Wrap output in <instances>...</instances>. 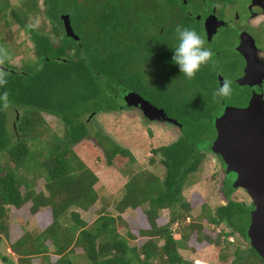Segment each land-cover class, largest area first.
I'll return each instance as SVG.
<instances>
[{"label":"trees","instance_id":"trees-1","mask_svg":"<svg viewBox=\"0 0 264 264\" xmlns=\"http://www.w3.org/2000/svg\"><path fill=\"white\" fill-rule=\"evenodd\" d=\"M17 2L0 0V74L6 80L0 85V250L8 242L16 264H194L179 253L197 252L194 242L215 246L226 263L230 256L222 249L231 246L229 238L237 234L248 242L252 207L232 198L236 189L224 171V204L214 212L203 205L204 213L194 218L183 195L211 152L216 114L225 102V95H215L220 86L209 62L193 79L172 62L175 30L189 28L184 12L170 0ZM63 15L78 40L66 35ZM13 26L17 34H28L30 51L16 43ZM130 92L182 125L174 142L152 150L159 160L150 164L160 166L162 176L135 172L128 149L100 130L91 133V115L134 109L124 102ZM44 114L60 120L64 135L50 128ZM89 137L108 166L116 157L128 159L121 169L128 181L114 202L100 195L97 174L73 150ZM40 180L44 187L37 191ZM97 203L96 217L87 223L79 211L89 212ZM28 204L38 230L22 229L11 241V213ZM205 224L225 225L229 232L214 238ZM140 238L142 245L136 244ZM232 256L231 264L247 257L264 263L250 245L247 254L237 248ZM0 264L13 263L0 255Z\"/></svg>","mask_w":264,"mask_h":264},{"label":"rangeland","instance_id":"rangeland-1","mask_svg":"<svg viewBox=\"0 0 264 264\" xmlns=\"http://www.w3.org/2000/svg\"><path fill=\"white\" fill-rule=\"evenodd\" d=\"M42 1V0H41ZM13 4H18L17 0H11ZM229 2V1H228ZM227 4V0L225 1ZM33 26V23H30ZM30 26V27H31ZM192 28V27H191ZM17 26H13V31L16 34V43L21 44L23 48L32 49V44L28 38V34L19 33L17 34ZM122 104V103H121ZM44 118L50 125V128L60 135H64V128L59 119L53 116L44 114ZM88 121L90 123V130L92 134H95L98 130L102 131L105 135L109 136L116 144L128 149L136 159V163L132 165V169L135 172L141 170H149L154 172L159 176L163 175L164 170L160 166H152L150 164L151 159H155L158 162V157L154 156L152 150L157 149L162 146H166L174 142L180 135L177 127L173 128L169 125H164L156 122H146L142 114L137 110L126 109L117 113H102L93 116ZM73 150L80 156L88 166L97 174L100 186L98 187V192L103 198L111 200H118L121 196V191L124 184L128 181L121 169L126 168L128 159L122 157H116L113 160V165L108 166L106 157L102 149L95 143L92 137L86 138L81 141ZM91 154L87 159L85 154ZM205 163L196 177V183L184 190V197L191 203L194 208V213L192 216L194 218L200 217L204 213L203 205H207L209 209L214 212L218 206L224 204L222 193L220 189L222 188V167L216 161L215 156L207 153ZM44 187V181L40 180L38 182L37 191H42ZM227 191V188H226ZM232 198L234 200L245 203L246 206L250 207L251 199L245 191L242 189H237L233 194ZM114 200V201H115ZM106 201V200H105ZM113 201V202H114ZM100 207L97 203L94 208L89 212H81V217L87 223L94 221L96 217V210ZM30 204L24 206L19 212L15 211L11 213V241L20 237L23 232L22 229L35 231L38 230L37 224L32 220V216L29 212ZM109 211H113L112 206ZM132 214L125 216L130 219ZM165 220L168 218V211L163 213ZM47 217V216H46ZM42 215L41 222L44 221ZM45 225V224H42ZM130 227L136 229L137 225L130 221ZM207 225L205 233L216 237L220 231L229 232V229L225 225L220 227H214ZM176 228V227H175ZM175 238H179L175 235ZM195 238V237H194ZM224 239V238H223ZM222 240V246H224L225 241ZM145 239H139L136 244L142 245ZM231 243L229 248L222 249L223 254H227L229 260L226 263H222L219 256V249L215 246L208 245L207 243L196 244L192 243L193 247L198 249L197 252L180 250V255L186 260L194 264H231L233 259L234 251L239 248L243 251V254H247L249 243L243 240L239 235H234L228 240ZM50 245V243H49ZM77 253H81V250H77ZM1 257H7L13 264H16V258L11 254L8 242L4 241L0 250ZM38 263L37 260L34 261ZM243 264H252L250 257L245 259ZM261 264V263H258Z\"/></svg>","mask_w":264,"mask_h":264},{"label":"flooded vegetation","instance_id":"flooded-vegetation-1","mask_svg":"<svg viewBox=\"0 0 264 264\" xmlns=\"http://www.w3.org/2000/svg\"><path fill=\"white\" fill-rule=\"evenodd\" d=\"M170 1L184 12L186 25L195 29L212 50L208 66L215 82L222 86L230 81V92L216 118L227 107L246 109L251 102L262 103L264 109V0H227V4L226 0ZM207 153L214 155L225 171L221 158ZM250 206L253 208L252 202Z\"/></svg>","mask_w":264,"mask_h":264},{"label":"water","instance_id":"water-1","mask_svg":"<svg viewBox=\"0 0 264 264\" xmlns=\"http://www.w3.org/2000/svg\"><path fill=\"white\" fill-rule=\"evenodd\" d=\"M66 35H74L68 15L61 16ZM126 107L138 109L149 122L169 124L182 130V125L141 95L130 92L124 97ZM94 115H91V119ZM216 140L211 152L225 166V179L233 189L244 190L251 199L250 246L264 260V109L251 102L246 109L225 108L215 122Z\"/></svg>","mask_w":264,"mask_h":264},{"label":"clouds","instance_id":"clouds-1","mask_svg":"<svg viewBox=\"0 0 264 264\" xmlns=\"http://www.w3.org/2000/svg\"><path fill=\"white\" fill-rule=\"evenodd\" d=\"M176 39L177 46L172 50V62L178 66L179 71L188 79H193L200 71L203 65H206L211 59L212 50L205 46V40L195 29L183 26H177ZM6 83L3 74H0V85ZM230 92V81H224L215 93L223 96ZM6 99V96L4 97ZM7 105H5L6 107Z\"/></svg>","mask_w":264,"mask_h":264},{"label":"crops","instance_id":"crops-1","mask_svg":"<svg viewBox=\"0 0 264 264\" xmlns=\"http://www.w3.org/2000/svg\"><path fill=\"white\" fill-rule=\"evenodd\" d=\"M114 200H115V199H114ZM114 200H113V201H114ZM115 201H116V200H115ZM127 216H128V214H127Z\"/></svg>","mask_w":264,"mask_h":264}]
</instances>
